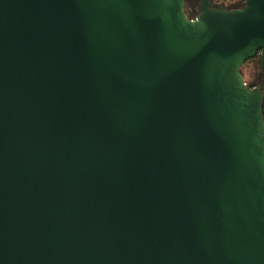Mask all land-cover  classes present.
Listing matches in <instances>:
<instances>
[{
    "label": "water",
    "instance_id": "95a60500",
    "mask_svg": "<svg viewBox=\"0 0 264 264\" xmlns=\"http://www.w3.org/2000/svg\"><path fill=\"white\" fill-rule=\"evenodd\" d=\"M189 1L0 0V264H264V0Z\"/></svg>",
    "mask_w": 264,
    "mask_h": 264
},
{
    "label": "rangeland",
    "instance_id": "374dc122",
    "mask_svg": "<svg viewBox=\"0 0 264 264\" xmlns=\"http://www.w3.org/2000/svg\"><path fill=\"white\" fill-rule=\"evenodd\" d=\"M244 1L245 0L238 3L237 7H242L244 4ZM214 4L216 6L224 4L225 6L235 7V4H231V1L221 2V1L215 0ZM195 15L192 14L190 17H194ZM260 71H261V68L260 67L258 68L257 64L252 60L247 61L241 68V73L245 78V82L249 86H252V87H255L261 84Z\"/></svg>",
    "mask_w": 264,
    "mask_h": 264
},
{
    "label": "flooded vegetation",
    "instance_id": "af4514ba",
    "mask_svg": "<svg viewBox=\"0 0 264 264\" xmlns=\"http://www.w3.org/2000/svg\"><path fill=\"white\" fill-rule=\"evenodd\" d=\"M189 1V0H188ZM189 3L191 4V9H193V10H195V11H197V8H198V6H199V2H198V0H194V1H189ZM259 59H260V56H257V57H255L254 59H251L252 61H254L256 64H257V66H258V68L260 67L261 68V71H260V82H261V84H259V85H257V86H255V87H260V88H262V89H264V69H263V67L261 66V64L259 63Z\"/></svg>",
    "mask_w": 264,
    "mask_h": 264
},
{
    "label": "trees",
    "instance_id": "16d2710c",
    "mask_svg": "<svg viewBox=\"0 0 264 264\" xmlns=\"http://www.w3.org/2000/svg\"><path fill=\"white\" fill-rule=\"evenodd\" d=\"M217 1L226 2V1H232V0H217ZM192 14L193 15L197 14V11L190 9L189 10V16H191Z\"/></svg>",
    "mask_w": 264,
    "mask_h": 264
},
{
    "label": "crops",
    "instance_id": "0c3cea01",
    "mask_svg": "<svg viewBox=\"0 0 264 264\" xmlns=\"http://www.w3.org/2000/svg\"><path fill=\"white\" fill-rule=\"evenodd\" d=\"M243 0H232L231 4H235V7H237L238 3H240Z\"/></svg>",
    "mask_w": 264,
    "mask_h": 264
}]
</instances>
